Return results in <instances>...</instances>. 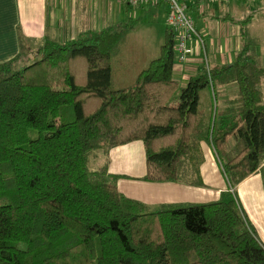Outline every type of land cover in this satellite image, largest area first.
<instances>
[{
  "label": "trees",
  "instance_id": "16d2710c",
  "mask_svg": "<svg viewBox=\"0 0 264 264\" xmlns=\"http://www.w3.org/2000/svg\"><path fill=\"white\" fill-rule=\"evenodd\" d=\"M133 26L46 40L20 70L21 55L0 64V264H264L235 192L258 171L264 190L258 40L243 27L231 65L201 64L180 86L166 28L159 56L116 88L112 59ZM223 86L235 95L219 105ZM135 141L145 148L143 181L201 186L205 143L227 190L214 202L153 209L126 198L107 163L90 164Z\"/></svg>",
  "mask_w": 264,
  "mask_h": 264
},
{
  "label": "crops",
  "instance_id": "0c3cea01",
  "mask_svg": "<svg viewBox=\"0 0 264 264\" xmlns=\"http://www.w3.org/2000/svg\"><path fill=\"white\" fill-rule=\"evenodd\" d=\"M247 1H252L253 6L259 4L256 0ZM240 3L242 2H232L229 5ZM160 6L164 5L141 6L133 9H152ZM121 7L122 9H131L126 0H0V64L13 60L20 55L22 56L20 60L24 57H36L38 50L43 47L46 40L64 45L76 40L80 35L87 32H101L110 27L128 26L132 23V20L129 19L128 22L124 20V15L120 11ZM198 7L192 6L190 14L191 12L197 13V17H200ZM199 8L200 11L202 5ZM250 12V15L245 17V24H250L255 17L263 15L261 13L256 14L258 11L256 13ZM216 19L241 25V20L230 15L217 17ZM263 24L264 22L258 27ZM195 26L201 34H205L204 31L207 29L205 24L195 22ZM134 27L135 24L133 29ZM241 29L237 30L240 38V47L236 49L237 51H233V57L229 58L228 53L231 50L227 49L224 54H220V57L216 56V58L213 57L210 60L209 56L207 60L211 61L212 66L232 64L242 45ZM252 34L250 30V37L259 40L258 33ZM205 37H207L206 34ZM125 45H127L126 40L121 48L125 47ZM191 46L194 47L195 44L192 43ZM148 53L149 49L145 52L143 49L142 54L135 57L136 60L126 57L123 60L124 66L118 68L120 66L119 61L116 66H113V61L120 54L119 51L112 59L111 79L113 85V76L121 78V75H130L131 80L134 81L138 73L156 58L153 57V49H150V55ZM258 58L264 68V55L263 57L258 56ZM200 65L201 62L197 56H191L184 64L176 63L174 67L175 79L180 85H185L188 79L196 74ZM261 86L264 104V79ZM230 87L234 90L232 86L218 88L219 105L232 99L234 93L231 94L233 91ZM210 97L208 91L202 93L204 110L209 109ZM201 150L203 155V163L200 166L201 186L181 183H148L143 181L142 179L146 175V155L144 144L141 141L113 148L108 152L107 156L99 155L96 160H99L98 168L107 163L108 173L118 176L116 187L122 195L153 209L166 204H204L214 202L219 199L221 192L227 190V182L211 148L202 143ZM261 167L264 168V162ZM217 175L216 187H211L213 176ZM237 191L240 195L242 211L254 229L259 242L264 247V190L260 171L241 182L237 186Z\"/></svg>",
  "mask_w": 264,
  "mask_h": 264
},
{
  "label": "rangeland",
  "instance_id": "374dc122",
  "mask_svg": "<svg viewBox=\"0 0 264 264\" xmlns=\"http://www.w3.org/2000/svg\"><path fill=\"white\" fill-rule=\"evenodd\" d=\"M122 1V0H121ZM259 2L258 5H252V1L242 2L240 4H231V5H223L218 3H205L202 5V9L198 12L200 17H197V13L194 14L191 12L190 16L193 19L194 23L205 24L207 29H205L203 34V40L206 46V55L207 58L210 56V60L216 56L220 57V54H224L227 50H231L228 53L229 58H232L236 49L240 46V38L237 34V30L239 28H243L244 25L251 30V35L258 33V42L259 46L254 49L255 54L259 57H263L264 55V24L258 27L260 24L264 22V0H256ZM248 6V7H246ZM249 8V9H247ZM122 15H124V20L126 22L129 19L135 24L133 31H131L126 38L127 45L120 49V54L114 59L113 66H116L119 61V67L122 68L124 66L123 60L127 58H134L137 57L139 54H142L143 49L144 52L149 49H153L154 56H159V48L163 42V35L165 29L167 28L166 21H165V6H160L152 9H120ZM251 11V12H250ZM256 11H258L256 13ZM250 13L256 14H263L260 17H255L254 20L249 24L245 23V17H247ZM230 15L235 17L236 19L241 20L240 24H232L229 21H220V19H216L217 17L227 16ZM209 23V25H208ZM209 26V27H208ZM249 30V32H250ZM117 38H114L113 42H116ZM233 47V50H232ZM237 51V50H236ZM192 56H197L201 62L204 64V57L201 52V49L198 45H195L192 48ZM154 58V59H156ZM37 58H28L24 57L22 60L18 61L14 66L13 70H20L23 69L25 66H28L33 63ZM207 64L212 66L211 61L207 60ZM176 65V63H175ZM122 70V69H121ZM132 71V70H131ZM121 75V74H120ZM133 80H131L130 75L122 76L121 78H115L113 76V82L115 87L121 88L127 85H130ZM184 85V84H182ZM180 85V86H182ZM231 89V87H230ZM229 89V92H230ZM232 90V89H231ZM231 94L234 93L235 95V88L232 90ZM234 97V96H232ZM170 107H175L177 105L176 99H172L169 104ZM99 160H92L90 167L91 169H97L99 167ZM217 176H213L212 186L216 187ZM228 188V185H227ZM236 198L240 207L242 208V203L240 201V195L237 191V187L235 188ZM243 210V208H242Z\"/></svg>",
  "mask_w": 264,
  "mask_h": 264
},
{
  "label": "built area",
  "instance_id": "2783aa9c",
  "mask_svg": "<svg viewBox=\"0 0 264 264\" xmlns=\"http://www.w3.org/2000/svg\"><path fill=\"white\" fill-rule=\"evenodd\" d=\"M131 8L141 6L166 7L165 21L167 29L173 33L175 41V62L184 64L192 56V46L198 45L204 57V65L207 64L206 46L203 35L197 30L193 19L190 16L192 6H201L205 3H218L229 5L232 2H244L247 0H126ZM198 7V12L199 8ZM264 162V161H263Z\"/></svg>",
  "mask_w": 264,
  "mask_h": 264
}]
</instances>
